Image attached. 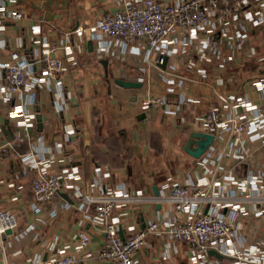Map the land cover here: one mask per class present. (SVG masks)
I'll return each mask as SVG.
<instances>
[{"label": "crops", "instance_id": "crops-1", "mask_svg": "<svg viewBox=\"0 0 264 264\" xmlns=\"http://www.w3.org/2000/svg\"><path fill=\"white\" fill-rule=\"evenodd\" d=\"M15 3L25 18H9L0 29V209L15 212L19 227L0 240V264H47L61 247L82 256L84 252L78 248L82 233L90 236L88 250L94 253L82 264H115L99 256L105 244L102 226L94 205L80 207V193L100 196L107 190L124 189L132 195L141 194L144 198L124 202L115 212L127 235L145 228L151 220L186 219L187 214L177 212L170 200L155 194V186L163 193L169 177L182 182L220 178L222 187L215 190L227 204L220 212L239 229L234 243L239 251L233 253L226 244L228 250H217L223 257L208 252L206 261L194 262L189 244L175 242L165 233H154L135 252L138 264H264V215L257 214L260 204L256 193L242 191L224 177L232 174L244 179L252 174L253 178L264 179L262 141L253 140L245 132L242 147H232L231 133L218 132L200 158L185 150L196 117L214 107L223 116L244 113L246 107L240 98L254 105L264 102V86L254 82L258 59L264 56V27L252 28L243 48L236 43L225 44L224 55H233L225 65L218 60L205 65L197 62L207 69L203 76L187 67L189 57L183 52L168 56L163 67L157 63L161 52L154 50L149 57L146 43L140 47L138 42L127 47L121 42L107 43L96 25L105 12L117 10L114 1ZM0 4L7 12L13 7L11 0H0ZM79 26L85 27L83 33L77 30ZM54 43L61 47L57 54H65L67 59L71 50L75 60H67V69L56 79L36 82L45 69L43 51ZM253 48L256 53L247 56ZM13 53L28 58L34 73L29 85L10 97L2 91L6 84L3 65ZM170 77H185L187 84L171 92ZM115 79L142 81L143 86L126 88ZM147 90L173 100L182 94L198 100L188 101L182 110L168 114L163 106L146 107ZM19 105L36 114L31 134L20 135V118L15 115ZM38 115L42 116L41 129ZM3 145L13 147L9 157L3 155ZM243 149L246 156L237 157ZM30 154L50 162L58 172L70 168L75 174L70 185L64 184L46 203L35 201L32 180L36 171L23 162ZM205 159L217 174L205 173ZM236 204L245 213L236 209ZM244 254L249 256L243 258Z\"/></svg>", "mask_w": 264, "mask_h": 264}, {"label": "built area", "instance_id": "built-area-1", "mask_svg": "<svg viewBox=\"0 0 264 264\" xmlns=\"http://www.w3.org/2000/svg\"><path fill=\"white\" fill-rule=\"evenodd\" d=\"M117 5L114 12H105L97 21L96 30L107 43L121 42L128 45L138 42L139 47L146 43L148 55L154 50L161 52V58L157 63H163V55H174L179 52L189 57L187 67L196 69L203 76L207 75V69L203 65L209 62L220 61L225 65L233 55H224V45L236 43L240 48L250 39V31L254 27H264V0H110ZM12 8L7 10L0 4V29L5 27L9 18L24 19L22 9L11 0ZM85 27L79 26L78 31L84 32ZM143 47V46H142ZM60 45L54 43L46 45L42 57L45 61V69L36 82L42 83L56 79L67 69V60L74 62L71 50L69 57L65 54H57ZM145 48V46L143 47ZM255 49L247 51V56L252 57ZM259 64L254 72V82L264 86V56L258 59ZM30 60L13 53L11 58L3 66L6 68V84L2 91L12 96L19 93L30 83L33 75ZM142 72L146 69L143 67ZM143 78V76H142ZM144 80V79H142ZM169 90L176 91L187 84V79L170 77L167 79ZM33 84V83H32ZM146 107L163 106L168 114L176 113L184 107L188 101L198 99L189 98L182 94L180 99L173 100L168 95L155 96L147 90L144 94ZM246 107L244 113L223 116L214 107L208 112L195 118L194 127L197 131L212 132L216 135L230 132L233 136L232 147H242L244 140L242 135L247 132L253 140L259 139L264 145V102L254 105L248 99H238ZM15 115L20 118V124L25 129L34 127L36 114L25 106L19 105ZM216 139V138H215ZM2 153L9 157L13 147L3 145ZM245 149L237 154L244 158ZM202 161L205 173H216ZM23 162L36 171L32 180V188L37 203H46L61 191L64 184L71 182L75 174L70 168L56 171L48 161L37 160L32 154L27 155ZM229 183H237L242 191L256 193L258 202L257 214L264 215V179L262 177H250L238 179L232 174H225ZM206 177L199 181L187 179L178 181L169 177L164 185L160 199L170 200L177 212H184L187 217L184 221L165 218L164 220H151L145 228L130 231L123 239L120 217L115 215L117 208L124 202H134L144 197L141 194L132 195L124 189L107 190L100 196H93L89 192L80 193V207L88 209L94 205L95 215L102 226L105 236V244L99 251L101 258L115 264H138L135 252L142 249L149 237L154 233H165L175 242L189 244L193 250V261H206L210 249L219 251L228 250L230 245L234 252L239 251L235 247V240L239 235L237 225L227 219L220 210L227 206L220 198V191L216 186L222 187L219 177L211 181ZM72 185V183H71ZM209 205L206 212L204 207ZM236 204V209H245ZM19 227V219L10 209H0V240L8 230H16ZM133 228H131L132 230ZM90 236L82 233L78 242V248L82 256L67 252L66 247L58 248L47 264H82L85 258L94 253L88 250ZM246 254V253H245ZM244 254V255H245ZM250 254V253H249ZM242 258V254H238ZM248 254L243 256L246 258Z\"/></svg>", "mask_w": 264, "mask_h": 264}, {"label": "water", "instance_id": "water-1", "mask_svg": "<svg viewBox=\"0 0 264 264\" xmlns=\"http://www.w3.org/2000/svg\"><path fill=\"white\" fill-rule=\"evenodd\" d=\"M163 63L162 66L166 67L167 62H168V56L167 55H163ZM115 82L122 86V87H126V88H141L143 86V82L142 81H136V80H127V79H115ZM37 121L39 122L38 127L41 129L42 128V116L38 115L37 116ZM18 130L20 131V135H24L25 133H32L33 131V127H29L27 129H25L23 126H19ZM216 135L212 132H205V131H197V130H193L190 133L189 139L187 140L186 144H185V150L192 155L195 158H200L209 148L210 146L213 144V142L215 141ZM155 190V194L156 196L160 195V191L157 188V186H155L154 188ZM209 210V205L206 207V212H208ZM12 232V230H8L7 233ZM120 234L122 236V238H125V234L124 231L121 230ZM209 253L212 255H215L218 258L223 257V255L217 251L216 249H210Z\"/></svg>", "mask_w": 264, "mask_h": 264}, {"label": "rangeland", "instance_id": "rangeland-1", "mask_svg": "<svg viewBox=\"0 0 264 264\" xmlns=\"http://www.w3.org/2000/svg\"><path fill=\"white\" fill-rule=\"evenodd\" d=\"M167 160L169 161V158Z\"/></svg>", "mask_w": 264, "mask_h": 264}]
</instances>
